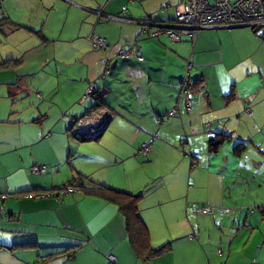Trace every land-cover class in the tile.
<instances>
[{"label": "crops", "instance_id": "1", "mask_svg": "<svg viewBox=\"0 0 264 264\" xmlns=\"http://www.w3.org/2000/svg\"><path fill=\"white\" fill-rule=\"evenodd\" d=\"M10 1L2 3L1 11L23 27L0 31L16 45L0 60L21 61L6 69L14 74L3 83L13 101L0 112V243L36 242L38 247H2L0 264H112L109 254L117 257L116 264H264V217L250 213L238 229L240 236L227 246L212 239L219 212L217 218L192 220L179 210L184 202L200 201L226 208L227 178L236 183L243 174L262 173L264 61L242 50L238 41L245 30L257 38L254 29H242L255 27H209L194 38L180 29L182 39L173 41L167 34L142 32V24L173 23L175 7L184 0ZM94 34L108 45L95 47ZM120 48L130 55L120 57ZM187 72L189 84L199 82L190 110L182 93ZM92 83L96 91L85 99ZM96 106L112 113L108 128L95 140L75 139L69 133L71 117ZM175 107L179 113L168 117ZM159 116L164 122H158ZM216 133L232 138L210 153L208 139ZM155 134L160 137L154 140ZM143 143L151 144L148 154L141 151ZM240 143L245 147L236 152ZM191 153L202 162L194 168V160L189 161L186 171ZM157 161H163L158 171H150L148 164ZM35 164L47 165L44 176L32 171ZM79 174L85 177L79 183L144 192L140 216L152 245L174 239L177 246L158 259L138 258L115 203L76 188L56 195ZM156 179L159 187L151 199L144 190ZM251 189L243 186L239 198ZM260 196L237 204L259 209L264 205ZM182 243L189 247L178 246ZM68 248L75 250L72 257L43 259ZM162 258L165 262L155 263Z\"/></svg>", "mask_w": 264, "mask_h": 264}, {"label": "built area", "instance_id": "2", "mask_svg": "<svg viewBox=\"0 0 264 264\" xmlns=\"http://www.w3.org/2000/svg\"><path fill=\"white\" fill-rule=\"evenodd\" d=\"M169 4H164L163 8H167ZM126 9V8H124ZM153 25L152 27H149ZM264 25V0H184L175 7V20L173 23H152L143 21L142 32L151 36H160L167 34L173 41H180L183 37L185 29L194 38L197 33L204 28L224 26H263ZM91 41L97 48H104L108 45V41L103 36L92 35ZM130 50L120 48L118 55L127 57ZM142 59V57H139ZM191 68V64L188 70ZM189 73L182 86V93L185 95V108L190 110L193 106V90L192 84L188 82ZM96 91V83H92L84 94V98L93 96ZM250 112V109H247ZM179 113V108L175 107L170 110L168 117L175 116ZM112 113L107 109L97 108L81 117H71L72 126L71 134L78 139L95 140L100 137L108 128L109 120ZM165 117L157 118L159 123L164 122ZM155 134L153 139L159 138ZM141 151L148 154L151 151L150 143H143ZM192 158L196 154H191ZM33 172L40 174L47 170L46 164H35L32 168ZM75 190L71 185H65L56 192L57 196L70 193ZM6 197V196H4ZM212 210L203 208L202 213L207 214ZM196 235V234H195ZM195 235H192L194 237ZM108 258L112 264L117 263V257L109 254Z\"/></svg>", "mask_w": 264, "mask_h": 264}, {"label": "rangeland", "instance_id": "3", "mask_svg": "<svg viewBox=\"0 0 264 264\" xmlns=\"http://www.w3.org/2000/svg\"><path fill=\"white\" fill-rule=\"evenodd\" d=\"M5 2V1H4ZM11 5H15L16 4V0H11L10 3ZM243 30L245 29H254L256 31V35L258 36L257 38L260 40L264 39L260 37V34H262L264 36V26L263 27H258V28H252V27H242ZM249 32V31H247ZM18 36H16V38L18 39ZM256 37H253L252 35H249L246 33V30L243 31L242 35L239 36L238 41H239V47L242 50H248V51H254L256 53L257 58H259L260 60L264 61V44L261 43V41H259ZM14 41L12 40V42L9 40V38L4 37L2 35V32H0V59H2L3 54L4 53H12L11 51L16 48V45H14ZM257 50V51H255ZM247 54V53H246ZM235 56V54H233L230 58H233ZM7 60H13L12 58L7 59ZM15 60V59H14ZM3 61V60H0ZM7 71V72H6ZM13 74L14 71L12 69L6 70V69H2L0 70V112H2V110L4 109V106L10 104L11 101H13V99H10L8 97L9 95V91L8 89L5 91L6 85L3 84L5 83L6 79H11L13 78ZM193 99H194V94H193ZM19 101L16 102V104H18ZM76 139V137H74ZM187 137L185 136L183 138V140H179V147H183L185 140ZM183 145V146H181ZM255 146H253L254 148ZM182 149V148H181ZM254 150V149H253ZM192 154V153H191ZM190 154V157H191ZM197 156V155H196ZM195 158H189L187 161V163H185V169L187 171V168H190V162L189 161H193V165L194 168L195 166H197V162L199 161L200 163L202 162L201 158L199 157L198 159ZM163 161H157L156 163H151L148 164V167L150 169V171L152 172H156L158 171L160 164ZM33 168V167H32ZM33 171V170H32ZM45 172V171H44ZM42 172L41 175L39 174L38 176H44L45 173ZM245 174H243L244 176ZM243 176H239L237 178V181L235 183V181L228 179L227 181H224V184L226 186V202H227V207L226 208H216L215 205L210 206L211 203L209 202H205L203 204L202 201L198 202V203H194L192 206H188V204L186 202H184L183 205V211L182 208H180L179 210L181 211V214L184 213V215L189 216L190 218H192V220H199V219H205V220H209L212 217H216V214L219 212V217H221L220 219H216V224L217 225H212L213 226V231H214V235L212 236V239L214 241H225L227 243V246H229V244L231 243V241H233V239L239 234V227H244V220L246 219L247 216H249L250 213H252L253 216L252 218H261L264 217L261 213V211L258 209L257 205L254 206H249V205H241V204H237L238 201L240 203H253V201L256 199V201L258 200L257 198L260 196V199H264V168L262 169V173L258 174L255 173V176H250L247 175L245 177L247 178H243ZM188 177L187 180H185V183L187 184L188 182ZM159 179L153 180L152 182H150L149 185H147L149 187V190L146 189L144 190L147 186H145L143 188V190L145 191V193H150V197L149 198H153L154 195H156L157 192H155L154 190H156L159 187ZM242 183H246V184H242ZM243 186H246V188H254L251 190H248L245 196H241L239 198L238 196V192L239 189H242ZM248 186V187H247ZM148 191V192H147ZM199 193H202V189L199 190ZM238 199V200H237ZM237 200V201H236ZM209 208L211 211L208 214H203L202 213V209L203 208ZM170 213L167 212V216L169 217ZM222 218L224 219V221L222 222ZM257 220V219H256ZM240 236V234H239ZM171 241V246L173 245V247H176V241L174 239H169V240H165V241H161V239L156 240L155 242H153V246L154 247H159L163 244H165L166 242ZM236 241V240H235ZM234 241V242H235ZM182 248H186L187 246L189 247V245H186L184 243L178 245ZM225 246V244H222L221 247L223 248ZM167 254V253H166ZM165 255V254H164ZM164 255L158 256L156 257V259H158L159 257H163ZM178 254L174 253L173 257H176ZM168 258V257H167ZM154 260V259H153ZM159 262H165L164 259H159L157 261H155V263H159Z\"/></svg>", "mask_w": 264, "mask_h": 264}, {"label": "trees", "instance_id": "4", "mask_svg": "<svg viewBox=\"0 0 264 264\" xmlns=\"http://www.w3.org/2000/svg\"><path fill=\"white\" fill-rule=\"evenodd\" d=\"M4 1L5 0H0V11L2 10V3ZM6 26H11L12 28L23 27L17 23L15 24L14 22H12L10 18L5 14V12L1 11L0 31H3V28ZM35 33H37V31H35ZM261 37L264 38L263 35ZM20 62H21L20 60H14V59L0 62V70L15 67ZM198 85L199 82H197L196 84L193 83L192 90L195 91ZM97 107L98 106H96V108ZM69 133L71 134V128ZM231 138H232L231 134H222V133H216L214 135L209 136L208 151L210 153L217 152L219 150L220 145H222L226 141L231 140ZM79 140H84V139H79ZM244 147L245 145L240 143L235 147V151L240 152L241 150L244 149ZM84 179L85 177L79 174L76 179L70 180L69 182L65 183L63 186L59 188V190L65 185H71L76 189L82 190L85 194L98 195L115 203L118 206L119 211L123 214L125 218V228L128 234V239L135 255L138 258L153 259L158 256L164 255L172 250V246L170 242H167L159 247H154L152 245L150 230L147 224L140 216V203L141 200L143 199L144 192L131 193L128 191L117 190L110 186L92 181L86 183H79L82 182ZM55 189L54 188L50 190L44 189V191L51 192ZM21 193H25V192H20L19 194ZM259 209L261 210L262 215H264V205L259 206ZM2 247L13 250V249H26L30 247H38V245L36 242H24L9 246L0 243V248ZM74 251L75 250H70L68 248L61 252L47 254L43 256V259L45 261L54 256L62 255V254H65L68 257H72ZM34 264H42V263L36 261Z\"/></svg>", "mask_w": 264, "mask_h": 264}, {"label": "water", "instance_id": "5", "mask_svg": "<svg viewBox=\"0 0 264 264\" xmlns=\"http://www.w3.org/2000/svg\"><path fill=\"white\" fill-rule=\"evenodd\" d=\"M235 27H241V26H235Z\"/></svg>", "mask_w": 264, "mask_h": 264}]
</instances>
